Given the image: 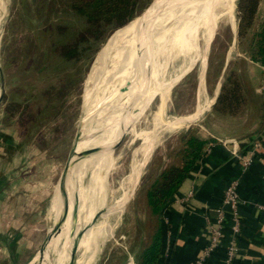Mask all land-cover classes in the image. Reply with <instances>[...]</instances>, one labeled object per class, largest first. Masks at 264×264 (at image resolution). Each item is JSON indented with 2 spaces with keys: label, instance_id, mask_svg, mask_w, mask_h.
Returning <instances> with one entry per match:
<instances>
[{
  "label": "rangeland",
  "instance_id": "rangeland-1",
  "mask_svg": "<svg viewBox=\"0 0 264 264\" xmlns=\"http://www.w3.org/2000/svg\"><path fill=\"white\" fill-rule=\"evenodd\" d=\"M154 1L142 0L137 19L134 17L108 33L96 43L94 51L76 62L63 61L55 51L57 46L72 40L83 29L81 18L68 8L66 2L8 1L10 12L0 34V91L3 87L0 130H8L22 146L23 160L15 171L20 175L22 172L26 176L32 175L46 190L40 218L26 236L37 247L27 264L50 235L60 210L59 197L52 202V194L57 190L59 175L72 148L75 153L86 149L88 154L90 148L97 150L114 132L118 131V134L122 128L129 129L112 152L85 156L82 168L75 172L73 167L66 176L67 191L75 200V231L82 234L84 216L98 211L99 216L90 224L103 227L99 234L98 228L94 229L98 237L88 248H80L77 257L81 264H111V255L127 251L138 237L142 239L148 234L146 210L140 200L142 193L166 165L177 160L174 152L182 146L181 136L187 128L191 126L190 132L201 138L207 136V131L238 135L244 130L245 123L238 117H245L249 103L244 104L236 116L220 113L213 107L226 72L236 74L246 97L247 94H259L256 91L260 83L258 67H253L254 62L245 51L247 39L237 37V0L233 19L221 18L208 40H205L203 28L199 27L190 48L177 41L174 44L173 37L191 34L190 21L201 0H179L169 14L151 25L143 35H133L121 54L139 53V61H136L142 67L141 87L133 91L136 79L127 65L129 61L126 62L125 67L117 68L112 74L107 93L109 104L99 113L95 87L100 83V75L109 68V61L103 66L102 62L127 28L138 21L151 24L170 3L158 0L144 12ZM0 2L3 8L4 3ZM162 4L166 5L159 8ZM4 15L2 12L0 23ZM257 16L260 20L264 18V0L260 2ZM157 24L159 31L150 40L151 33L147 32ZM57 26L63 28L64 33L61 34L62 30ZM155 46H158L156 53L150 54V49ZM147 53L159 70V76L156 70L152 73V77L158 76V80L153 77V86L150 74L144 77L147 64L144 55ZM133 94L138 99L134 97L132 110L123 118L124 110L133 101L129 103ZM211 99L214 100L210 106L195 120L185 124L177 122L194 114L199 106H205ZM120 112L117 125L109 130L104 119ZM79 136H82L80 141ZM89 138H92L91 142L85 148ZM120 208L122 212H119ZM84 239L79 238L78 245ZM132 260L135 261L130 254L128 264H133Z\"/></svg>",
  "mask_w": 264,
  "mask_h": 264
},
{
  "label": "crops",
  "instance_id": "crops-1",
  "mask_svg": "<svg viewBox=\"0 0 264 264\" xmlns=\"http://www.w3.org/2000/svg\"><path fill=\"white\" fill-rule=\"evenodd\" d=\"M255 66L260 73L256 89L259 94H247L246 103L250 106L245 117H238L245 123L244 130L238 135L207 131L203 138L215 141L205 145L178 193L163 209L160 264H224L225 243L230 235L228 224L223 229L222 244L202 262L199 258L209 239L206 221H214L231 179L238 180V195L244 202L239 207L241 232L233 264H264V90L258 91L264 80V68L253 63ZM7 131L0 130V264H27L37 247L26 236L39 220L37 211L46 198V190L32 175L15 171L23 160L22 146ZM260 137L261 147L244 168L226 141L237 140L243 153ZM190 191L193 195L187 199ZM68 224L67 219L64 230Z\"/></svg>",
  "mask_w": 264,
  "mask_h": 264
},
{
  "label": "trees",
  "instance_id": "trees-1",
  "mask_svg": "<svg viewBox=\"0 0 264 264\" xmlns=\"http://www.w3.org/2000/svg\"><path fill=\"white\" fill-rule=\"evenodd\" d=\"M62 1L67 3L68 8L81 18L83 23V29L72 40L56 47V53L66 62H76L94 51L96 43L100 42L108 33L128 23L142 7V0ZM260 2L261 0L236 1L237 37L247 39L245 51L249 54L250 60L264 68V18L260 20L257 16ZM57 29L61 31L63 28L57 26ZM60 33L62 34L64 31L62 30ZM246 101L247 97L244 94L242 82L235 73L226 72L213 105L214 109L220 113L236 115L246 104ZM190 128L191 126L182 134V146L174 152L177 160L166 165L142 193L140 200L146 210L147 220L145 223L149 228L148 234L142 239L138 237L127 251L122 250L111 255L110 259L108 258L112 262L111 264H126L130 254L136 264H160L163 209L178 193L202 156L205 145L215 141L213 138L204 139L191 133ZM41 211L39 209L37 214H41ZM141 223L144 226L145 223Z\"/></svg>",
  "mask_w": 264,
  "mask_h": 264
},
{
  "label": "bare ground",
  "instance_id": "bare-ground-1",
  "mask_svg": "<svg viewBox=\"0 0 264 264\" xmlns=\"http://www.w3.org/2000/svg\"><path fill=\"white\" fill-rule=\"evenodd\" d=\"M8 1L9 0H3V3H4L3 8H2V4L0 2V18L2 16V12L5 13V11H6L5 3H8ZM235 1L236 0H216V1L215 0H201L199 5H198L197 11L194 10L193 16L195 15V17H192V20L190 21L191 22L190 23L191 24V29H192L191 34L181 33V34L175 35L173 37V43L175 44V42L177 41V42H180L181 44H183V46H185L187 48H190L191 44L195 41L196 34L198 32L197 30L199 29V27L203 28L204 34H205V40H208V38L210 37L211 33L213 32V29L216 27L217 22L221 18L225 17L229 21H231L233 19V16H234L233 15V9H234ZM178 2H179V0H171L170 3L165 7L164 11L161 12L157 17H155L156 19L151 24H149V22H145L144 24H141V21H138L133 27L129 28L127 31H125V33H123L120 36V38L118 39V41L114 45L115 47L112 50H110L109 54L104 58V60L102 62V66L105 65L109 61V68L106 70V72L104 73L103 76H102V74L100 75V83L95 87V103L97 105L100 104L99 113L101 112L102 109H104V107L108 106V104H109V101L107 99V93H108V87H109L108 86L109 85V80H110L112 74L114 73V71L117 68L125 67L124 65H126L125 64L126 62L129 61L127 63V65L129 67V69L131 70L132 74L134 75L135 79H136V85H135V88H133V91H137L138 87L139 88L141 87V83L142 82L139 83V80H140L139 78H140V76H142L141 75L142 67H141L140 62H138L139 61V58H138V54L139 53L136 52V53H133V54H130V55H125L124 54L125 55L124 56V55L121 54L122 50H123L124 46L126 45V43L128 42V40L133 35H136V34H142L143 35L144 31L148 30V28L151 25H154L155 22H157L159 20H162V18H164L167 14H169L176 7ZM183 9H185V7H183ZM195 12H196V14H195ZM144 19H145V17H144ZM158 27H159V24H157L154 28H152L151 30H149L147 32V33H151L150 40L159 31ZM157 48H158V46H155V47L151 48L150 49V52H151L150 54H155L156 51H157ZM144 56H145V61L147 63L146 67H145V75H144V77H146L147 74H150V76H151L150 77V82L152 83L151 85L153 86L155 84L154 80L155 79L158 80L157 77L159 76V70L156 67L155 63H154L153 58H149L150 57L149 53L145 54ZM136 60H138V61H136ZM104 70H102V72ZM155 70L157 71L158 76L156 77V75H154L156 78L153 79L154 76L152 77V73ZM98 94H102V95L106 94V95L98 98V96H97ZM134 97H135L134 94L130 97L129 103L132 100L133 101L130 104L128 103L129 105L124 110L123 118H125L127 115H129V112L132 110L133 105L135 103ZM211 101H212V99L210 101L208 100V102L205 104V106H203V107L199 106L198 110L194 114H192L190 116L188 115L187 117L180 118L179 120H177V122H179L181 124H185L187 122H191V121L195 120L197 118V116L203 110L208 108V106L211 103ZM124 107L120 108L119 111H122V109ZM97 113H98V111H97ZM121 113L122 112L117 113V114H113V115L111 114V115H109L108 117H106L104 119V123H106V127H108L109 130L112 127H114L115 125H117L116 123L119 120V115ZM93 118L95 119V117H93ZM111 124H112V126H111ZM107 125H110V127L107 126ZM117 132L118 131H116L112 135H110V138H113V136H116ZM107 135H108V133H107ZM110 138L108 137V139H105L104 142H103V145ZM89 141H90V139L85 141V148L89 147V143L91 142V141L90 142ZM95 152H96V148H90V151L88 152V154H87V152H85V155L83 156V159L81 161H79L76 165L71 164L69 166V168L67 170V174L71 171V169L73 167H74L75 172L78 170V168H82L85 156L86 157H90L91 155H94ZM67 174H66V176H67ZM93 175H94V172H92V174H91V179H93ZM95 178H96V176H95ZM66 181H67V179H66ZM71 194L72 193L68 192L69 211H71L72 207H73V196ZM122 211H123L122 208H120L119 212H122ZM59 212H60V210H59ZM59 212H58V215L54 219V221H55L54 224L51 226L49 238H48L47 242L44 245V251H43L42 257H41V259H40L38 264H51V262H56V264H69V249H68L69 247H67L66 242H65L68 231H66L62 235V233L64 231V228L61 229L63 223L58 218ZM92 216H93V214H87L83 218V221H84V224H85V230L83 231L82 234L79 235L78 239L81 238V237H84L85 239H84V241L82 243H80L77 246V252L82 247H84L85 249L88 248L89 244H91V242L93 240H95V237L96 238L98 237V235H96L97 233H95V231H94L95 228H98V234L103 229L102 225L101 226L99 225V227H96L92 223L90 224ZM103 217H105V216H103ZM104 226H105V224H104ZM58 232H59V234L57 235ZM56 235H57V237H56ZM54 239L56 241L53 243ZM64 242H65V244H64ZM76 262H77V264H81L82 263L81 259H79L78 257H77V261Z\"/></svg>",
  "mask_w": 264,
  "mask_h": 264
},
{
  "label": "built area",
  "instance_id": "built-area-1",
  "mask_svg": "<svg viewBox=\"0 0 264 264\" xmlns=\"http://www.w3.org/2000/svg\"><path fill=\"white\" fill-rule=\"evenodd\" d=\"M263 90L264 80L258 91L262 92ZM226 143L232 145V153L240 159L243 167L247 168L251 164L256 151L261 147V137L255 138L243 153L239 151V142L237 140L230 139ZM238 184L237 179H231L228 182L224 189L221 206L217 209L214 221H206L209 229V239L202 250L199 262L208 258L222 244L224 239L223 229L228 224L230 235L225 243L224 264H233L238 251L237 238L241 232L239 207L244 203L238 195ZM192 195L191 191L188 192L187 199L191 198Z\"/></svg>",
  "mask_w": 264,
  "mask_h": 264
},
{
  "label": "water",
  "instance_id": "water-1",
  "mask_svg": "<svg viewBox=\"0 0 264 264\" xmlns=\"http://www.w3.org/2000/svg\"><path fill=\"white\" fill-rule=\"evenodd\" d=\"M169 1H171V0H168L167 2H169ZM157 2H158V0H155L154 2H152V4L144 10V12H146L148 9L152 8L153 5L156 4ZM166 4H162V6H160L159 8H163L164 5H166ZM5 6H6V12H5V15L2 19V22L0 23V34L3 30V27L6 23V20L9 16V12H10V6L8 5V3H5ZM137 15H139V13H137L134 17H136ZM135 19H137V17ZM2 96H3V87H1V91H0V100H1ZM135 99H138V97L136 96ZM143 110L139 113H142ZM128 131H129L128 127L120 129L115 140L112 141L111 143L106 144V145L98 146L95 154L101 155V154L112 152L114 149H116L121 144V142L123 141V139L126 136ZM81 139H82V136H79L78 141H80ZM89 139H92V138H89ZM85 152H86V149L75 153V152H73V148L69 151V154L67 156L65 164H64L62 171H61L59 178H58L57 190L56 189L53 190L52 202L54 201V199L57 196L59 197L60 212H59L58 218L63 224L66 222L67 217L69 216L68 191H67V187H66L67 170L71 164L76 165L79 161H81L83 159V156L85 155ZM99 214H100V211L93 214L91 221L95 220L99 216ZM74 217H75V206H74V200H73V207H72L70 217H69L70 218V225H69L68 233L66 236V245H67V247H69L68 248L69 249V264H77L76 261H77V246H78L79 234L74 229V225H75ZM48 238H49V234H48L46 240L43 242V244L39 248L37 254L35 255L36 258L34 260L32 259L30 264H38L39 263V261L42 257L43 251H44V245L47 242ZM51 264H56V262H51Z\"/></svg>",
  "mask_w": 264,
  "mask_h": 264
}]
</instances>
